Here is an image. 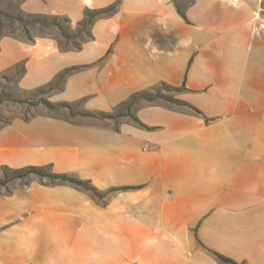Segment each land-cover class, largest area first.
<instances>
[{"label": "crops", "instance_id": "0c3cea01", "mask_svg": "<svg viewBox=\"0 0 264 264\" xmlns=\"http://www.w3.org/2000/svg\"><path fill=\"white\" fill-rule=\"evenodd\" d=\"M262 2L0 0V73L23 64L22 89L58 80L49 103L84 99L2 126L0 168L50 166L100 191L55 179L3 201L0 264H264ZM113 5L77 44L16 19L75 28ZM162 83L174 102L126 108ZM124 105L116 117L80 113Z\"/></svg>", "mask_w": 264, "mask_h": 264}, {"label": "rangeland", "instance_id": "374dc122", "mask_svg": "<svg viewBox=\"0 0 264 264\" xmlns=\"http://www.w3.org/2000/svg\"><path fill=\"white\" fill-rule=\"evenodd\" d=\"M262 13L264 15V0L262 2ZM11 14L17 12L15 7H10ZM3 13V14H2ZM6 12L0 11V20L3 25H9V18ZM25 21L28 20V16H22ZM17 19V18H16ZM59 22L62 27L65 29V32L60 29L62 34V44L78 43L83 38L85 39L87 35L88 27L83 26L82 24L76 25L75 28H72V25L68 20L59 18ZM18 22L24 23L23 21L17 19ZM27 23V22H25ZM67 46V45H66ZM24 71L23 64H19L16 67L7 69L6 71L0 73V128L5 124L9 123L12 119L17 117L28 118L32 116L37 107L40 105H47L43 100L48 101L56 93L55 89L59 85V81L53 82L51 85H48L43 88L44 93L39 92L40 90L28 91L24 90L19 86L18 78L22 75ZM147 95L152 98V100H160L166 102L175 101V90L167 85L160 84L154 89L147 91ZM53 105H62L73 108L74 110L81 109L84 105V99L75 101L73 103L69 102H56ZM58 107V106H57ZM128 109V107L126 106ZM125 111V105L114 111L113 113H118ZM91 113L90 115H97L100 112H92L89 110H83L80 113ZM11 175V172L9 173ZM0 177H5L0 168ZM41 179H43L41 181ZM33 182H42L43 184L54 183L55 180L47 176H35L27 175L23 178L10 180L5 185H0V205L3 201H7V207H12L14 205V198L18 196H24L25 191L28 185L33 184ZM93 192V191H92ZM4 203V202H3ZM5 204V203H4Z\"/></svg>", "mask_w": 264, "mask_h": 264}, {"label": "trees", "instance_id": "16d2710c", "mask_svg": "<svg viewBox=\"0 0 264 264\" xmlns=\"http://www.w3.org/2000/svg\"><path fill=\"white\" fill-rule=\"evenodd\" d=\"M115 7H116V5H113V6H110L108 8H104V9H100V10L87 11L86 12V18L79 24H82L83 26L88 27L91 24L93 18H95L96 16L101 15V14H109V13H111L115 9ZM16 18L21 20V21H23V22L25 21L23 19V17L18 15V14L16 15ZM64 20H67V19H64ZM25 22H27L26 24L39 23V24H42V25H54V26H57L59 28H62V31L65 32V29L62 27V25L59 22L57 17H48L47 18V17L34 15V16H28V20L25 21ZM162 84L163 85H167L166 83H162ZM171 88L173 90H177L176 87H171ZM39 92H41V90ZM139 99L152 100V98L147 95V91L137 92V93H134L130 97V99L126 103L127 107L131 108V106ZM43 102H45V104H47L51 108H54V107H57V106H62V105H53V104L49 103L46 100H43ZM83 114L90 115L91 113H87L86 112V113H83ZM97 115L102 117V118H110V117H116V116L122 115V113H120V112H118V113L100 112ZM2 171H3L4 175H5V177L4 178L0 177V185H5L8 181H10L12 179L23 178V177L29 175L30 173H34V174H37L39 176H47V177H49V178H51L53 180L59 179L61 181L69 182L71 184L78 185V186H81V187H83V188H85L87 190L93 191L94 193H98V194L100 193V191L89 180H82V179H79V178H74V177H71V176H69L67 174L54 173V172L51 171V167L50 166H29V167H26V168L15 169V170H10L8 168V166H4L2 168ZM10 172H11V175H9ZM128 188H130V187H121L120 189H128ZM219 257L222 260H225V261H227V262H229L231 264H239V263H237L236 261H234V260H232L230 258L221 256V255H219Z\"/></svg>", "mask_w": 264, "mask_h": 264}]
</instances>
